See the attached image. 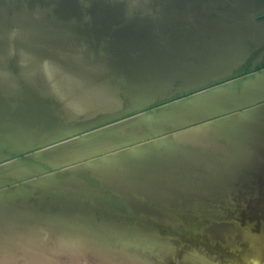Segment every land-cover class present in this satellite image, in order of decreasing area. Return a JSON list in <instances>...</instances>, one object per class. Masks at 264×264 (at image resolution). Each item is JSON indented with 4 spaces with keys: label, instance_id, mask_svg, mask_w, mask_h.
<instances>
[{
    "label": "bare ground",
    "instance_id": "6f19581e",
    "mask_svg": "<svg viewBox=\"0 0 264 264\" xmlns=\"http://www.w3.org/2000/svg\"><path fill=\"white\" fill-rule=\"evenodd\" d=\"M20 261L264 264V0H0Z\"/></svg>",
    "mask_w": 264,
    "mask_h": 264
},
{
    "label": "water",
    "instance_id": "95a60500",
    "mask_svg": "<svg viewBox=\"0 0 264 264\" xmlns=\"http://www.w3.org/2000/svg\"><path fill=\"white\" fill-rule=\"evenodd\" d=\"M10 185H12V184H10ZM19 263L21 264V263H22V261H20Z\"/></svg>",
    "mask_w": 264,
    "mask_h": 264
}]
</instances>
